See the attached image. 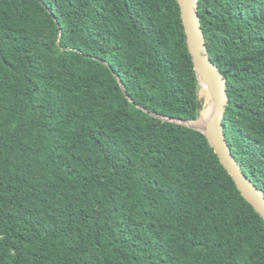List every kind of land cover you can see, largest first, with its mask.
Returning a JSON list of instances; mask_svg holds the SVG:
<instances>
[{
	"label": "trees",
	"instance_id": "16d2710c",
	"mask_svg": "<svg viewBox=\"0 0 264 264\" xmlns=\"http://www.w3.org/2000/svg\"><path fill=\"white\" fill-rule=\"evenodd\" d=\"M195 9L264 195V0ZM201 90L177 0H0V264H264Z\"/></svg>",
	"mask_w": 264,
	"mask_h": 264
},
{
	"label": "water",
	"instance_id": "95a60500",
	"mask_svg": "<svg viewBox=\"0 0 264 264\" xmlns=\"http://www.w3.org/2000/svg\"><path fill=\"white\" fill-rule=\"evenodd\" d=\"M197 0H177L180 17L186 36V45L190 53L200 89L202 86L213 96L212 108L203 102L199 116L195 120L172 118L152 113L162 120L176 122L200 130L206 136L220 162L233 177L243 197L255 208L264 221V195L262 191L244 174L240 164L227 145L223 127V115L228 104L226 80L211 60L202 35L198 14L195 9ZM121 87L122 84L120 82ZM124 94L128 97L126 91ZM129 98V97H128ZM130 99V98H129ZM196 123V124H195Z\"/></svg>",
	"mask_w": 264,
	"mask_h": 264
},
{
	"label": "bare ground",
	"instance_id": "6f19581e",
	"mask_svg": "<svg viewBox=\"0 0 264 264\" xmlns=\"http://www.w3.org/2000/svg\"><path fill=\"white\" fill-rule=\"evenodd\" d=\"M205 91H206V98H205V103L208 105L209 109L212 108V103H213V96L211 93L206 89V87L202 86ZM196 124V123H195Z\"/></svg>",
	"mask_w": 264,
	"mask_h": 264
},
{
	"label": "rangeland",
	"instance_id": "374dc122",
	"mask_svg": "<svg viewBox=\"0 0 264 264\" xmlns=\"http://www.w3.org/2000/svg\"><path fill=\"white\" fill-rule=\"evenodd\" d=\"M200 96H201L203 102L205 103L206 91H205V89H204L203 87H202V90H201Z\"/></svg>",
	"mask_w": 264,
	"mask_h": 264
}]
</instances>
